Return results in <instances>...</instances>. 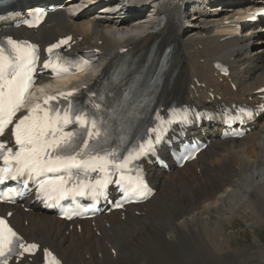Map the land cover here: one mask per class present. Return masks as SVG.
Masks as SVG:
<instances>
[{
    "label": "bare ground",
    "instance_id": "6f19581e",
    "mask_svg": "<svg viewBox=\"0 0 264 264\" xmlns=\"http://www.w3.org/2000/svg\"><path fill=\"white\" fill-rule=\"evenodd\" d=\"M58 1L15 0L0 10V36L25 38L42 49L59 38H70L68 53L97 51L89 68L56 87L94 85L123 49L146 56L157 41L160 51L169 43L175 47L177 72L166 80L172 101L200 110L246 105L262 112L240 140H218V128L208 129L204 132L211 142L193 162L180 169L171 166L168 172L148 168L156 193L142 205L69 223L42 213L34 203L0 205V215L9 214V223L22 240L38 246L34 257L22 255L9 264H39L42 249L52 251L62 264H132L139 248L159 256L160 264H180L168 257L162 244L179 240L187 245L184 262L264 264V246L256 236L248 251L231 247L238 221L251 229L264 226V35L257 31L252 38L239 37L235 28L243 4L263 9L264 0H154L159 4L150 31L129 37L124 30L134 27L137 17L111 25L112 19L95 22L89 14L73 19L55 12L38 29L26 33L13 29L4 15L10 9L29 11ZM185 4L191 11L187 22L193 19L189 29L180 12ZM216 64L225 67L228 75L216 70Z\"/></svg>",
    "mask_w": 264,
    "mask_h": 264
},
{
    "label": "snow or ice",
    "instance_id": "6c2138e0",
    "mask_svg": "<svg viewBox=\"0 0 264 264\" xmlns=\"http://www.w3.org/2000/svg\"><path fill=\"white\" fill-rule=\"evenodd\" d=\"M43 15V10H38L35 20L39 21ZM60 43H67V40ZM53 47H59V44L50 47L49 53ZM37 60L35 46L27 42L9 37L6 45L0 43V136L13 124V118L35 84L33 76ZM44 68H52L57 74L68 71L66 67L51 61H46ZM73 95L72 92L61 94L60 99L67 100L63 108L50 103L58 97H47L42 104L18 119L11 133L15 138L16 150L0 142V160L3 161L0 183L8 179L34 181L39 193L47 200H59L70 193L74 196L99 197L105 194V188L113 182L112 175L118 172L119 180L116 183L126 198L143 196L147 185L142 176L138 173L133 181L125 175V170L134 160L154 150L153 141L140 143L125 156L120 155L119 145L108 146L107 139L90 143V140L101 135L97 118L68 99ZM96 107L99 108V105ZM73 123L85 129L83 136L77 131L66 130ZM159 140L160 136L157 135L156 142ZM92 172L99 175L90 178ZM73 180L75 183L69 187V182ZM15 192V189H8L4 195ZM36 248L34 243L25 244L0 219V264H7V258L19 254L18 250L31 252Z\"/></svg>",
    "mask_w": 264,
    "mask_h": 264
},
{
    "label": "rangeland",
    "instance_id": "374dc122",
    "mask_svg": "<svg viewBox=\"0 0 264 264\" xmlns=\"http://www.w3.org/2000/svg\"><path fill=\"white\" fill-rule=\"evenodd\" d=\"M19 1L21 2L22 0ZM234 231L237 232H234V239L231 240L232 249H235L239 246L238 248H242L243 251L250 250L251 247L256 243L255 236L259 239L260 244L264 246V226L260 225L254 229H251L249 226L247 227L242 221H238V225ZM161 237L165 239L163 235H161ZM162 238L157 237V240H163ZM162 244L165 251L167 250L166 253L168 252V257L175 261H180V264H207L204 262H184L183 257H186L187 245L180 240L178 242L169 241L168 243L163 241ZM138 254L139 256L133 255L131 260L132 264H160L159 256L156 254L154 255L152 251L147 248H139Z\"/></svg>",
    "mask_w": 264,
    "mask_h": 264
}]
</instances>
